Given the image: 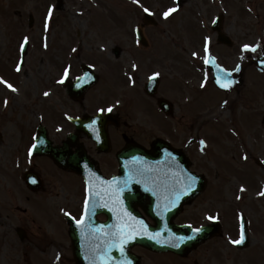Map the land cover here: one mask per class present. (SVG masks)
<instances>
[{"label": "rangeland", "instance_id": "1", "mask_svg": "<svg viewBox=\"0 0 264 264\" xmlns=\"http://www.w3.org/2000/svg\"><path fill=\"white\" fill-rule=\"evenodd\" d=\"M224 1L220 4V0H182L183 4L178 3L180 10L168 24L161 22L145 29L149 47L141 49L133 35L142 17L137 0H98L99 6L94 8L96 0H61V4L56 0H0V175L21 172L31 165L26 162L25 147L30 131L40 122L56 142L71 130L66 114L93 111L109 100L121 120L119 126L109 127L114 150L124 144V136L144 145L159 136L178 146L186 142L192 169L205 174L214 184L208 189L209 197L216 196L221 202L217 204L218 211L223 210L225 216L212 211L213 202L210 209L206 208L202 202L207 196L203 194L198 199L199 206L186 210L178 221L195 219L201 211L208 210L224 220L225 234L234 237L238 230L236 209L246 210L252 219V238L242 250L215 237L183 261L139 250L143 264H264V166L255 162H264V74L255 73L249 64L241 86L218 93L209 82L202 46L209 41L208 48L227 66L248 52L242 50L245 44L255 48L249 53L264 51V0ZM143 2L147 8L156 9L171 0ZM221 7L231 14L224 25L237 39V48L216 44L215 34L201 20L210 18L211 14H203L206 9ZM50 9L54 14L51 21ZM29 13L34 18L30 29L26 24ZM204 29L207 35L203 37ZM24 38L28 47L17 70L19 46ZM114 47L121 50L118 57L113 55ZM83 62L99 73L100 82L84 101H71L62 91L60 77L65 68L69 77H75ZM153 73L161 79L158 93L174 107L170 115L153 110L151 101L147 106L142 86ZM198 84L206 86L199 89ZM88 99L93 103H88ZM227 129H232L238 138L228 135ZM80 140L91 145L83 137ZM220 143L224 146L218 150ZM29 148L30 145L28 151ZM114 150L97 155L91 146L88 148L91 158L101 160L105 173L115 169ZM221 150L226 153L219 154ZM34 162L40 164L37 168L47 190L41 192V202L48 208V213L44 212L48 219L41 220L39 211L28 215L12 207L7 214L9 210L0 208V264H73L65 236L67 227L50 217L58 214L59 205L75 206L81 198V182L72 183L73 176L44 165L45 159L35 157ZM11 177L15 179L14 175ZM261 186V192L254 195L253 190ZM16 194L12 197L14 206H30L34 202L23 199L27 194ZM22 226L27 235L21 241L14 229Z\"/></svg>", "mask_w": 264, "mask_h": 264}, {"label": "water", "instance_id": "2", "mask_svg": "<svg viewBox=\"0 0 264 264\" xmlns=\"http://www.w3.org/2000/svg\"><path fill=\"white\" fill-rule=\"evenodd\" d=\"M83 78L84 77H82L81 80H83ZM77 85L80 86L77 88V92H81L85 90L90 84L84 85L83 83L79 82ZM89 120H93V118H90ZM94 120H97V122H99L97 132L99 135L100 131L99 136H101L102 138L101 142H98V144L99 146L105 148L107 138L104 126L109 120H112V117L109 115L106 117H98ZM84 125V122H80L78 126L79 130L85 131ZM87 134L92 137L91 132L87 131ZM98 135L96 137H99ZM70 139L71 138H69L67 142L70 141L72 143L73 141L72 139ZM95 140L98 141L97 138H95ZM67 146L68 145H64V150L51 148L50 142L46 140L45 135L42 132L40 142L38 144V151L40 150L43 153L48 154L62 168L76 172L80 171L82 173L83 171L81 168V162H86L84 153L81 152L80 157L77 158L75 155L70 154L69 150L67 149ZM164 149L165 147H163V145L160 144L159 141L153 143V150L149 152L143 149L142 147L129 142L124 150L125 152L123 156L136 157L141 160L145 159L144 164L141 166V170L145 171L150 166L148 162L156 158L157 155H159ZM67 157L69 158L67 159ZM88 182L90 184L91 190L94 191L93 184L90 182L89 179ZM197 183L199 184V187L193 191V194H195L196 192H198V190L201 189L200 185H202V180H199V182L197 181ZM147 190H149V188H147ZM131 191L129 192L130 196L125 195L124 198L128 203V208L132 210V212L135 214L136 211L133 209L131 202L134 200V195L136 191H139V189L138 187H133ZM141 192L144 193L146 192V190L142 189ZM92 194L95 196L96 193L93 192ZM94 200H96V209L94 210L95 213L98 212L100 208L97 195L96 197L88 201L87 208L89 207L90 202H93ZM147 207L148 211L151 212L152 206L147 205ZM87 216L88 214H86L85 219L87 224V226H85V233L80 235V232H78V235L76 232L77 230L73 231V253L75 260L78 264H131V259L136 264V258L132 256L129 252V246L134 243L141 244L151 250H170L175 253L185 254L191 247L207 239L213 232H217L216 225L202 228L201 231L198 233L190 229L186 231L184 229L185 226L176 227L175 229L173 224H169L170 228L168 229L166 225H162L161 222L158 220L156 225L151 226L150 229H148L145 224L138 225V223H136L137 228L142 230L141 234L144 236L137 237L133 243L124 244L121 242L108 244L110 240H108L107 238L105 226L109 224V221L98 223L94 221V219L90 218L91 216ZM129 230L131 231L132 235H134V229ZM159 230H161L162 232H160Z\"/></svg>", "mask_w": 264, "mask_h": 264}, {"label": "snow or ice", "instance_id": "3", "mask_svg": "<svg viewBox=\"0 0 264 264\" xmlns=\"http://www.w3.org/2000/svg\"><path fill=\"white\" fill-rule=\"evenodd\" d=\"M145 11L147 12L148 9H145ZM174 11H175V9H169L168 11H166L164 13V16L167 17L171 12H174ZM49 12L51 14V9L49 10ZM46 27H47V25H46ZM25 39L27 40V38H25ZM205 50H207V45H205ZM242 50L243 51H249V50L255 51V48L252 47V46H250V45H248V44H245V45L242 46ZM195 55H196V53H193V56H195ZM205 62L206 63L209 62L207 57L205 58ZM17 70H19V66L17 67ZM68 72H69V70L67 68H65L64 69V74H63L61 80L59 81L60 83H63L64 80L68 77ZM85 75H87V73ZM154 75H158V73L157 74H154ZM225 75H228V73H225ZM3 83H5L8 88L15 90L13 88V85H11L10 83H8L7 81H3ZM221 86L227 88V87L230 86V82H224V83L221 84ZM45 95H47V93H45ZM111 110H112L111 108L107 109V111H111ZM99 111L103 112L104 109H100ZM93 123H95V121H93ZM201 143H203V141H201ZM33 147H35V145H33ZM29 151L31 153V149ZM190 180H192V183L194 184L195 178L194 177H190ZM191 186H192V184L189 185V187H191ZM262 194H264V193H262ZM85 209L87 211V201L85 202ZM208 219L209 220H214L215 217L208 216ZM82 222H83V218L80 221H77L78 224H80ZM194 231L198 233V232L201 231V229L200 228H196V229H194ZM153 238H155V237H153ZM244 240H245V234H244L243 231H241L240 238L237 239V240H232L231 243H233V244H242V243H244ZM126 242H127V240H123L122 241V243H126Z\"/></svg>", "mask_w": 264, "mask_h": 264}, {"label": "flooded vegetation", "instance_id": "4", "mask_svg": "<svg viewBox=\"0 0 264 264\" xmlns=\"http://www.w3.org/2000/svg\"><path fill=\"white\" fill-rule=\"evenodd\" d=\"M114 173H116V170L115 171H113V172H110V174L109 175H112V174H114ZM43 179V178H42ZM43 182H44V180H43ZM43 185L44 184H42V186H41V189L40 190H37V191H28L27 192V195H25V199L26 200H28V201H34L35 203H36V200H37V198H41V196H39L40 194H39V192H44L45 190H44V188H43ZM209 187L211 186V185H208ZM206 188H207V186H206ZM217 192V191H216ZM205 195V196H207V200L206 201H204V202H202V204L206 207V208H208V209H210L209 208V205H211L212 204V202L213 203H215L214 205H215V209H216V211H217V213H220V214H223V210H220V212L218 211L219 209V207L217 206V204L219 205L221 202L218 200L217 201V198H216V196H210L209 197V194H210V192H208V191H206V190H204V192L203 193H201L199 196H197L196 198H199L200 196H202V195ZM217 195V194H216ZM4 203H7L6 201H3ZM33 202V203H34ZM207 202V204H205ZM1 203V202H0ZM32 203V202H31ZM31 204L30 206H33L34 207V205H35V210L34 211H36L37 212V206L38 205H40V204ZM193 203V202H192ZM213 205V204H212ZM191 206V204H186V205H184L183 206V208H182V211H181V213L179 214V215H181L183 212H184V210H185V208L186 207H190ZM199 206V205H198ZM221 207V206H220ZM0 208H2L1 206H0ZM3 208H4V211H7V206H3ZM10 208H12V207H10ZM9 208V209H10ZM212 208V207H211ZM202 212H205V213H208L209 211L208 210H204V211H202ZM1 214V213H0ZM7 214H10V210H9V213H7ZM178 215V216H179ZM2 216V214L0 215V220L1 219H3V216Z\"/></svg>", "mask_w": 264, "mask_h": 264}]
</instances>
